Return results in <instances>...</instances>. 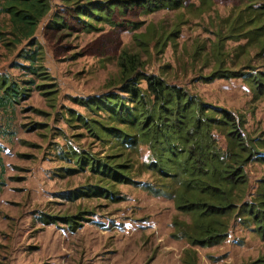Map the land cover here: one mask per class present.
<instances>
[{"label":"rangeland","instance_id":"rangeland-1","mask_svg":"<svg viewBox=\"0 0 264 264\" xmlns=\"http://www.w3.org/2000/svg\"><path fill=\"white\" fill-rule=\"evenodd\" d=\"M85 1L49 0L32 42L12 43L8 16L0 15V74L26 87L17 103L0 108V264H186L185 249L194 251L191 264L264 257V240L235 212L220 243L191 245L181 233L190 215L146 188L160 183L143 162L148 146L98 135L93 127L123 125L88 105L104 93L126 95V70L155 73L230 111L264 152V93L244 76L264 72V28L258 38L251 32L264 26V0L249 7L242 0H184L174 9L115 7L107 18H82L73 7ZM32 49L36 73L22 56ZM229 71L239 76H224ZM78 153L119 160L130 179L90 170L88 161H76ZM245 169L252 193L264 163L253 158Z\"/></svg>","mask_w":264,"mask_h":264},{"label":"trees","instance_id":"trees-1","mask_svg":"<svg viewBox=\"0 0 264 264\" xmlns=\"http://www.w3.org/2000/svg\"><path fill=\"white\" fill-rule=\"evenodd\" d=\"M242 1L248 7L256 2ZM183 5L184 0H87L81 4L75 2L73 8L82 18L92 14L107 18L115 7L140 6L154 11ZM50 9L49 0H0V15L8 16L11 42H32L38 25ZM52 22L65 27L57 19ZM263 28L256 27L251 32L258 38L263 34L260 32ZM36 54V49L22 54L28 60L25 66L31 73L37 72L33 64ZM130 57L122 55V65L123 60ZM131 70L124 71L120 86L126 95L108 92L89 98L88 103L92 109L105 110L113 121L123 126L107 127L109 132H106L102 127L92 125L94 130L100 136L115 138L119 144L135 147L143 143L148 146L151 157L146 169L160 178V183L148 184L146 188L155 195L172 198L180 212L190 215V222L182 223L181 233L191 245L220 243L226 237L229 219L234 212L242 217L243 222L252 225L264 240V178L258 180L256 189L250 193L245 169L253 158L264 163V152L258 150L261 141L246 137L239 119L230 111L204 102L199 96L155 73L132 76L134 70ZM238 74L229 71L224 76ZM244 74L254 89L264 93V72ZM141 80L145 81L144 87L140 85ZM24 90L26 87L0 74V108L17 103L24 96ZM75 155L79 164L88 161L90 170L117 181L130 179L119 160L98 161L80 153ZM2 171L0 155V190L4 184ZM92 188L91 193L99 192L100 188ZM193 252L185 249L186 264L193 262ZM245 264H264V257Z\"/></svg>","mask_w":264,"mask_h":264},{"label":"clouds","instance_id":"clouds-1","mask_svg":"<svg viewBox=\"0 0 264 264\" xmlns=\"http://www.w3.org/2000/svg\"><path fill=\"white\" fill-rule=\"evenodd\" d=\"M151 152H146L143 156V162L148 163L150 162Z\"/></svg>","mask_w":264,"mask_h":264}]
</instances>
